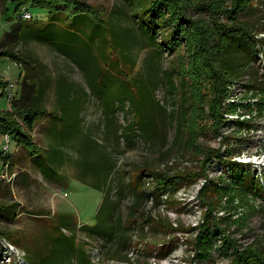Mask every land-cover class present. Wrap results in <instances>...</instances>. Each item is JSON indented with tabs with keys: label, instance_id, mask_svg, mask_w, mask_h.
Returning a JSON list of instances; mask_svg holds the SVG:
<instances>
[{
	"label": "trees",
	"instance_id": "16d2710c",
	"mask_svg": "<svg viewBox=\"0 0 264 264\" xmlns=\"http://www.w3.org/2000/svg\"><path fill=\"white\" fill-rule=\"evenodd\" d=\"M122 1L131 11L130 24L134 26L133 31L131 27H120L105 11L93 12L82 0L2 2L1 12L5 20L12 17V11L13 15H17L26 7L40 9L37 16L42 14L44 19L34 17L32 12L30 17L34 19L19 15L16 22L8 21L10 28L0 41V59L7 58L18 65L21 68L19 78L22 80L21 91L9 102L10 85L0 76V138L6 136L8 143L14 140L15 148L26 153L29 163L47 182L66 185L70 179L65 178L63 168L72 164L75 167V180L102 194L92 225H80L68 213L50 217L47 228L36 235L34 248L25 246L27 264H99L101 255L110 261L130 262L128 251L133 241L131 227L136 224L139 205L151 198L156 201L160 196L175 194L181 186V177L171 176L169 171L152 166H135L124 176L112 161L100 160L97 138L83 128V112L88 102L94 95L101 98L99 91L105 89L109 95L105 107L115 104L122 112L126 109L127 127L133 138L154 142L162 134L160 111L165 108L155 96L158 80L146 77L143 68L139 75L133 76L137 61L135 53L139 45L137 41L144 39V44L154 51L150 54L151 58L145 61L147 71L158 72L156 59L164 54V50L168 54L180 48L183 51L182 57L188 62H198L186 68L195 70L190 77L185 74L186 71L180 68L176 70L184 81L180 87L182 91H172L174 94L178 92L180 101V104L177 102L179 105L174 121L176 138L184 132L183 124L188 122L191 115L189 109L198 104L201 110L206 108V112L213 116L215 131H218L219 126L227 124L222 120L225 109L227 113H234L238 108L234 104H224V96L227 95L225 87L230 82L224 81L218 85L216 76L224 73L227 80H234L238 75L240 78L245 77L255 65L257 53L264 52V30L258 29L250 21H238L236 15L237 12L244 13L251 8L253 11L260 10L262 0L260 3L256 1L254 8L250 0H237L230 9L222 8L223 0H208L195 6L191 0ZM187 8L194 9V12H205L207 19L192 20ZM223 17H226V23L221 22ZM7 37L17 41L19 46L28 41L54 46L72 62L64 55L66 60L74 62L81 69L85 77L80 75L85 84L87 73L89 81L94 79L97 85L95 88L92 86L91 93L87 85L85 88L82 83L71 81L64 74L55 78L48 77L44 65L28 54L20 57L8 45ZM92 62L98 71L90 69ZM209 64H216L215 69L209 68ZM200 66L203 67L198 69ZM171 70L174 71V68L165 70L168 78L166 86L176 90L173 76L177 75H173ZM107 76L113 79L109 86H106L107 82L103 79ZM193 76L197 83L195 87L200 91L197 100L187 91L193 86L190 81ZM162 83L160 80L159 84ZM245 88V92L255 101L251 104L253 106L241 105L248 119L232 122L236 130L241 132L252 130L251 119L264 116V85L255 89L247 84ZM206 97H210L208 105L204 104ZM49 99L52 101L51 109L45 106ZM101 100L103 102V98ZM5 105L8 108L4 109ZM37 126L48 139L46 147L35 141L34 130ZM8 143L4 142L0 150L2 169L11 165ZM215 158L223 166V172L216 180L208 181L210 184L205 191L213 192L220 201L225 199V203L244 198L264 200V170L263 174L257 176L247 163L233 162L231 158L227 160L219 155ZM260 178L263 183L259 181ZM146 185L151 188L146 189ZM127 194L131 205L127 208V216L123 217L121 207ZM15 206L0 203V218L8 222L15 221ZM0 238L9 240L7 234L2 232ZM12 244L16 245L18 241H12ZM194 245L200 263L211 262L214 257L222 254L231 257L232 264H264V251L255 252L250 248L238 251L236 244L230 242L220 225H202ZM136 251L143 260L150 254H146V251L144 253L142 249ZM94 252L99 256L98 259L96 257L97 262Z\"/></svg>",
	"mask_w": 264,
	"mask_h": 264
},
{
	"label": "rangeland",
	"instance_id": "374dc122",
	"mask_svg": "<svg viewBox=\"0 0 264 264\" xmlns=\"http://www.w3.org/2000/svg\"><path fill=\"white\" fill-rule=\"evenodd\" d=\"M82 1L87 3L93 12L105 11L120 27H131L132 31L134 30L133 24H130L131 11L122 0ZM191 1L195 6L208 0ZM256 1L260 3L261 0H250L253 8ZM2 2L3 0H0V41L10 28L8 21L16 22L19 15L23 17L31 15V12L36 17L40 12V9L26 7L17 15H13L12 11V17L5 20L1 12ZM236 3L237 0H223L222 8H233ZM186 10L194 21L207 19L205 12H194V9L191 8ZM236 15L238 21H250L255 23L258 29L264 30V0L260 4V10L253 11L251 8L244 13L237 12ZM36 18L43 20L44 16L40 14ZM221 22L226 23V17L221 18ZM7 39L9 40L8 45H11L20 57H25L28 54L29 57L36 58L40 64L44 65L48 77L55 78L64 74L71 81L82 83L85 88L87 85L89 92L93 91L92 89L97 85L94 79L89 81L87 73H85V79H87L85 84V80L81 77L83 75L81 69L74 62L71 63V59L63 51L56 50L54 46L32 43V41L19 46L17 41L8 37ZM137 43L139 45L135 53L137 61L133 76L139 75L143 68L146 77L150 76L158 80L155 96L165 108L160 111L163 121L162 134L154 142H144L140 139L138 141V138H133L127 127L126 109L122 112L120 107H116L115 104L105 107L109 100L105 89L99 91L103 102L95 95L88 102L87 108L83 112V128L97 138L96 145L100 160L112 161L119 167L118 172L123 173L124 176L135 166H152L169 171L171 176L181 177V179L178 178L181 186L175 194L169 193L168 196H160L156 201L151 198L153 201L149 199L148 202L143 201L139 205L135 218L136 224L131 227L133 241H131L128 251L130 262L110 261L101 255L99 264H232V258L222 254L214 257L211 262L200 263L198 261L194 243L201 226L206 223L220 225L227 238L236 244L240 252L249 248L255 252L264 251V200L258 198L254 201L244 198L233 203L230 201L225 203V199L220 201L213 192L205 191L207 185L210 184L208 181L216 180L223 172V166L216 161L217 155L227 160L231 158L233 162L247 163L257 176L263 174L264 116L251 119L250 123L253 128L250 131H238L232 122L238 119H248L241 105H251L255 101L249 93L245 92V85L249 84L255 89L264 85V52L257 53L255 65L245 77L240 78L241 76L238 75L234 80L233 78L227 80L224 73L216 76L218 85L224 81L230 82L225 87L227 95L224 96V104L226 106L234 104L238 108L234 113H227L225 109L222 120L224 119L227 124L219 126L218 131H215L213 116L206 112V108L201 110L198 104L195 108L189 109L191 115L188 122L183 124L184 132L176 138L174 121L180 101L178 92L174 94L172 91H182L180 87L184 82L177 75L176 70L180 68V70L186 71L185 74L190 77V74L195 70L186 68L190 64L195 65L198 62H188L186 58L182 57L183 51L180 48L172 51L178 52L177 54L170 51L167 54L164 50V54L156 59L158 72L147 71L145 70V61L151 58L150 54L154 51L150 46L144 44V39ZM64 55L71 62L66 60ZM91 65L90 69L98 71V69H94L93 62ZM34 67L38 68L37 65ZM215 67L216 64H209V68L215 69ZM173 68L174 71L171 70L173 75L174 73L177 75V77L173 76L176 90H170L166 86L168 78H166L165 70L170 71ZM20 73L21 68L11 60L0 59V76L10 85L8 88L9 102L21 91ZM103 79L107 82L106 86L113 82L110 76ZM194 79V76L193 79L190 78L193 86L187 91H190L194 99L197 100L200 91H197ZM160 80H162V84H159ZM186 82L188 81L186 80ZM96 94L98 95L97 92ZM201 95L204 96V93L202 92ZM209 98L204 99V104L208 105ZM45 106L47 109H51L52 101L50 99L46 101ZM6 108L8 105H5L4 109ZM42 132L40 127H35L34 138L37 143L46 147L48 139ZM88 132L86 133L90 134ZM5 140L6 136L0 138V150ZM14 143V140L8 143L11 165L2 169L0 162V203L17 205L15 206L17 208L15 221L8 222L0 218V232L7 234L9 238V240L0 238V264H27L25 246L34 248L33 242L36 235L43 228H47V221L56 214H72L78 224L92 225L102 201V194L99 191L75 180V167L72 164H67L63 168L62 173L65 174V178L70 179L66 185L47 182L31 162L29 163L26 153L20 148H15ZM261 178L259 181L263 183ZM150 188L151 186L146 185V189ZM128 195L122 202L123 217L127 216V208L131 205ZM224 218L228 219L224 220ZM12 241H18V244H12ZM137 249H142L144 253L146 251V254L148 252L150 254L143 260L138 257ZM94 253L96 260V257L98 259L99 256L97 252Z\"/></svg>",
	"mask_w": 264,
	"mask_h": 264
},
{
	"label": "built area",
	"instance_id": "2783aa9c",
	"mask_svg": "<svg viewBox=\"0 0 264 264\" xmlns=\"http://www.w3.org/2000/svg\"><path fill=\"white\" fill-rule=\"evenodd\" d=\"M23 17L26 18V19H29L30 18V14L29 15H24ZM5 142L8 143V138L7 137H6ZM4 149L6 150L7 146H5Z\"/></svg>",
	"mask_w": 264,
	"mask_h": 264
}]
</instances>
